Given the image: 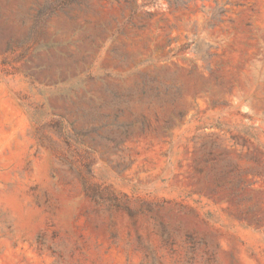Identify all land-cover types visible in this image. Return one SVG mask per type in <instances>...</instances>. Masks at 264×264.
Returning a JSON list of instances; mask_svg holds the SVG:
<instances>
[{"label": "rangeland", "instance_id": "374dc122", "mask_svg": "<svg viewBox=\"0 0 264 264\" xmlns=\"http://www.w3.org/2000/svg\"><path fill=\"white\" fill-rule=\"evenodd\" d=\"M0 264H264V0H0Z\"/></svg>", "mask_w": 264, "mask_h": 264}]
</instances>
